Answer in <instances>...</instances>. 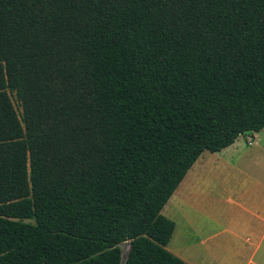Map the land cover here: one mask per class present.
Here are the masks:
<instances>
[{"label":"trees","instance_id":"trees-1","mask_svg":"<svg viewBox=\"0 0 264 264\" xmlns=\"http://www.w3.org/2000/svg\"><path fill=\"white\" fill-rule=\"evenodd\" d=\"M263 130L264 0H0V264H188L163 208Z\"/></svg>","mask_w":264,"mask_h":264},{"label":"crops","instance_id":"crops-1","mask_svg":"<svg viewBox=\"0 0 264 264\" xmlns=\"http://www.w3.org/2000/svg\"><path fill=\"white\" fill-rule=\"evenodd\" d=\"M162 214L167 249L188 264H264V130L204 152Z\"/></svg>","mask_w":264,"mask_h":264},{"label":"rangeland","instance_id":"rangeland-1","mask_svg":"<svg viewBox=\"0 0 264 264\" xmlns=\"http://www.w3.org/2000/svg\"><path fill=\"white\" fill-rule=\"evenodd\" d=\"M16 106H17V103H16ZM258 138V136H256ZM252 141V140H251ZM250 141V142H251ZM252 144V142H251ZM250 144V145H251ZM129 243H125V244H122L121 245V248H122V258H123V261H125L126 257H127V254H128V251H129Z\"/></svg>","mask_w":264,"mask_h":264},{"label":"built area","instance_id":"built-area-1","mask_svg":"<svg viewBox=\"0 0 264 264\" xmlns=\"http://www.w3.org/2000/svg\"><path fill=\"white\" fill-rule=\"evenodd\" d=\"M252 142V141H251ZM251 142H250V144H251Z\"/></svg>","mask_w":264,"mask_h":264}]
</instances>
